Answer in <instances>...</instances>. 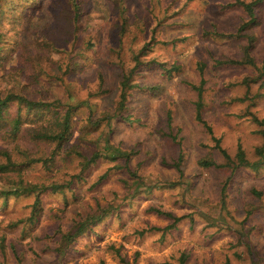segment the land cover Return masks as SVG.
<instances>
[{
  "label": "rangeland",
  "instance_id": "374dc122",
  "mask_svg": "<svg viewBox=\"0 0 264 264\" xmlns=\"http://www.w3.org/2000/svg\"><path fill=\"white\" fill-rule=\"evenodd\" d=\"M76 1L78 27L68 42H65L68 28L64 18L71 14V0L1 1L0 88L20 89L27 95H36L40 89L42 93L70 102L87 97L92 109L90 117H101V109L113 105L119 62L128 57L131 49L138 50L149 40L144 57L153 62L133 75L138 85L130 89L127 96L124 113L131 121H114L107 135L115 145L134 151L130 163H139L138 172L146 184L151 185L135 196L132 205L119 208L118 220L113 217L98 226L99 234L88 233L75 241L74 249L63 259V264H122L107 246L109 243L114 246L121 243L119 252L128 261L134 260V264H162L164 260L178 264L181 253L185 255L184 264H224L225 257L231 264H247L246 259L236 256L247 254L244 246L236 245L237 235L247 242L254 254L263 255L264 168H236L227 183L226 204L221 207L214 203L218 199L219 181L229 170L211 167L205 174L196 165L197 157L206 151L212 150L217 161L223 158L212 149L213 141L203 125L194 119L196 91L190 83L198 82L197 64L202 65L204 78L201 116L219 137L220 145L232 156L239 143L245 156L253 158V147L262 140L256 132L259 125L243 115L247 109L264 118V95L252 96L264 93L259 80H251L258 71L249 64L217 62L242 56L245 37L227 35L245 19L242 7L236 0ZM248 30L254 36L249 53L257 65L264 64V4L259 7L256 23ZM42 40H45L44 45ZM86 41L91 43L89 48ZM46 42L66 46L65 53L58 57L57 51L44 47ZM75 52L82 60L79 73L69 68L75 61L71 57ZM65 56L71 59L68 69L65 64L69 59ZM159 63L175 64L177 68L165 74ZM16 68L21 71L17 78L12 76ZM97 71L103 75L110 91L89 97L88 91L95 89ZM242 78L248 79V83H241ZM245 92L250 98L238 99ZM14 107H10L11 113ZM88 114L89 108L80 106L73 116L74 125L84 122ZM15 143L24 146L29 141L20 136L0 135V148L5 147L16 158ZM87 146L93 147L92 144ZM179 151L181 168L190 184L183 194L176 184L172 187L165 182L157 186L159 182L175 179L177 171L167 163H171ZM110 162L98 159L88 169L86 179L74 183L79 198L65 211L61 218L63 225L74 215L75 209L94 206L95 201L104 203L113 191L132 183V178L123 170L114 169L98 184L90 186ZM72 170H76L74 158L56 157L50 170L44 171L35 164L22 176L29 180L61 179ZM7 174L15 176L13 172ZM4 188L1 177L0 191ZM252 188L259 194L252 192ZM43 201L47 208L53 204L54 196L45 195ZM24 202L23 197L10 200L6 209L0 210V221L23 214ZM149 205L161 206L175 214L185 213L186 217L176 222L175 228L165 229L163 235L160 230L138 235L135 228L164 225L169 221L147 210ZM54 219L51 212H46L39 218L35 232L50 231ZM234 225L241 229L236 230L235 235L228 229ZM1 228L0 223V232ZM16 235V230L5 232L4 241L14 240ZM54 237L33 238L29 245L36 254L30 249L21 254L20 243L15 240L21 264H51L55 252L44 245L53 247ZM30 253L33 258L29 257ZM3 255L0 252L1 263L17 264L18 256L7 246V258Z\"/></svg>",
  "mask_w": 264,
  "mask_h": 264
},
{
  "label": "trees",
  "instance_id": "16d2710c",
  "mask_svg": "<svg viewBox=\"0 0 264 264\" xmlns=\"http://www.w3.org/2000/svg\"><path fill=\"white\" fill-rule=\"evenodd\" d=\"M2 0H0L1 3ZM245 12V19L237 26L234 32L227 33L230 35L244 36L246 43L243 46V52L241 58H228L224 60L218 59V63H232V64H249L254 66L258 73L251 77L252 81L259 80V86H264V79L261 77L264 75V64L257 65L249 50L253 41V34L248 29L254 25L257 21L259 7L264 4V0H236ZM71 14H67L64 18L65 24L68 28L66 31L65 42L73 38L75 30L78 27L79 20V6L76 0H71ZM1 12V9H0ZM2 32L0 30V39ZM44 41L43 45H44ZM87 42V41H86ZM149 40L144 41L138 50L131 49L127 58H122L118 64L116 71V82L114 84L115 95L113 97L112 107H103L99 114L101 117H90L91 105L89 99L84 97L83 99L76 101H62L60 98L50 95L48 93H42L40 89L35 94L23 93L20 89H2L0 88V135L3 137L15 138L20 136L27 139L29 143L21 146L15 143L13 148L18 157H13V154L9 152L5 147L0 148V178H4V189L0 191V210L6 209L10 200H14L18 197H23L25 202L24 206L26 210L23 214L3 218L1 223L0 232V252L6 257V246L10 251L17 255L19 252L24 254L27 249H30L29 242L33 238L42 239V237L55 236L52 240L54 246L45 244L44 247H50L55 252L51 264H63V259L69 254L70 250L74 249V242L81 237L86 236L88 233L99 234L97 227L106 224L110 218L119 219V208L122 205H132L135 201V196L140 191L147 190L151 184H146L142 176L138 172L139 163L131 164L130 158L134 153L131 149H124L115 145L109 140L107 133L116 120L131 121V117L126 113V101L129 94V90L138 83L133 81V75L142 66H149L153 60L146 59L144 57L145 51L149 47ZM49 44V45H48ZM86 48L91 46L90 42L85 43ZM48 50L57 51L58 57H62L65 53L66 46L57 45L54 43L46 42ZM67 57V56H65ZM72 58L75 61L69 68L79 73V64H82V60L79 53H73ZM48 58H50L48 56ZM68 59L70 57H67ZM59 59V58H58ZM15 62L11 61V64ZM71 59L67 61L65 66L68 69ZM60 64V63H58ZM165 74H170L171 70L176 69L175 64L166 66L164 63H159ZM60 66V65H59ZM199 72V79L197 84L190 83V86L196 91V99L193 101L194 106V119L200 122L207 133L210 135L213 144L212 149L217 150L221 155V161H217L211 151H206L201 156L197 157L196 165L199 167L200 172H206L211 168H225L229 172L223 179L219 181V193L218 199L214 205L223 207L226 204L225 193L227 190V183L230 176L238 167H246L251 170H257L264 168V118L257 117L253 112L245 110L243 115H247L254 123H257L259 127L256 132L262 137L260 144L253 147V158L245 156L244 150L241 145L237 143L233 155L225 150L220 145L219 137L215 136L212 132L211 126L201 116V92L204 78L202 76V65L197 64ZM79 70V71H78ZM20 69L16 68L13 77L19 76ZM9 77V76H8ZM37 77V76H36ZM17 78V77H16ZM241 83H248V79L242 78ZM21 86V83H19ZM110 91L109 87L105 84L104 77L100 71L95 74V89L89 90V97H97L104 95ZM264 93H255L252 96H258ZM250 98L245 92L240 100ZM14 105L13 113L9 111L10 107ZM86 106L89 108V114L85 117V121L74 125V114L80 106ZM167 122L169 123L170 116L167 114ZM87 134H94L88 136ZM82 142V143H81ZM92 144L93 147L89 148L87 145ZM41 151H39L40 149ZM36 148V149H35ZM45 148V149H44ZM15 155V156H16ZM56 157L61 158H74L76 162V170L67 171L66 177L61 179H40L29 180L23 178L22 174L38 164L44 171L50 170L54 165ZM106 159L111 162L104 168V170L97 175V177L90 183V186L98 184L102 179L106 177L109 171L114 169H121L123 172L132 178L131 184H126L125 188L120 191H113L109 199L104 203L95 201L94 206H88L86 209H75L74 215L68 218V222L63 225L61 218L65 214V211L74 205L78 200L79 195L73 188L74 183L85 180L88 169L96 163L98 159ZM182 153L179 151L177 156L171 160V164L176 169V177L173 181H162L157 183V186H163L166 182L168 186H175L180 188L181 194L185 193L190 187L188 179L184 176L181 168ZM13 172L15 176L7 173ZM3 174V175H2ZM7 186V187H6ZM255 194H259V191L251 189ZM52 194L54 196L53 204L47 208L44 207L43 197L45 195ZM60 203V204H58ZM147 210L153 213L166 217L169 221L164 225H146L141 228H135L134 232L138 235L150 230H160V235H163L165 229L175 228L176 222L186 217V214H175L168 209H164L158 205H149ZM59 211V213H56ZM46 212H51L55 219L50 227V231L47 233H37L34 228L38 223L39 218ZM189 216V215H188ZM233 221L237 222L233 216ZM191 220V218H190ZM243 227V226H240ZM229 230L235 235L236 230H241L239 227H229ZM16 230V238L4 241L5 232ZM46 234V235H45ZM15 240L20 243V248L15 245ZM42 241V240H40ZM236 245L244 246L246 248V255L238 253L236 256L246 259L247 264H264V254L258 255L251 251L250 246L244 239H240L237 235ZM109 246L114 253L117 261L122 264H134V260L128 261L119 252V247L122 246L119 243L114 246L109 243ZM31 252L35 251L33 248ZM36 254V251L34 252ZM30 258H33L31 253L28 254ZM18 256L17 264H21L20 255ZM36 260V259H35ZM185 255L180 254L178 256V264H184ZM224 264H231L228 257H225ZM0 264H8L3 262ZM162 264H172L168 260H164Z\"/></svg>",
  "mask_w": 264,
  "mask_h": 264
}]
</instances>
